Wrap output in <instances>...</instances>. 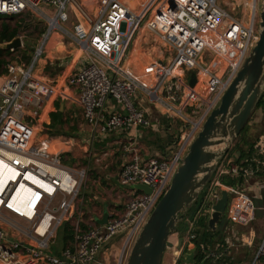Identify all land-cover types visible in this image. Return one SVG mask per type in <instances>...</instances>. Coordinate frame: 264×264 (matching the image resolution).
I'll return each instance as SVG.
<instances>
[{
    "label": "built area",
    "instance_id": "built-area-1",
    "mask_svg": "<svg viewBox=\"0 0 264 264\" xmlns=\"http://www.w3.org/2000/svg\"><path fill=\"white\" fill-rule=\"evenodd\" d=\"M220 1L0 0V16L35 13L47 25L31 62H8L0 76V264H92L104 245L123 234L121 264L124 252L168 190L206 118L218 107L259 40L263 0H225V8ZM142 4L147 8L140 15L137 10ZM53 33L71 41L82 65L51 81L41 78L36 66L45 57ZM147 34L154 37L151 44L158 54L155 65L159 69L137 74L126 62L133 50L147 47ZM190 74L196 81L193 87L189 86ZM137 97L167 119L178 121L179 135L158 159L145 160L135 145L127 146L118 184L126 189L143 185L151 193L131 190L133 194L121 213L109 215L104 225L82 228V214L72 220L78 214L76 203L87 171L70 163L73 140L38 136L49 125L55 104L65 101L81 109L95 136L149 129L151 121L136 106ZM109 102L117 110L107 109ZM248 163L255 166L242 169L233 157L220 162L182 220L186 230H176L171 236V247L165 252L170 254L168 264L184 262L192 245L195 254L207 259L218 261L222 257L199 242L200 223L207 224L220 190L229 194L225 212L228 225L248 226L254 221L249 196L221 181L240 173L252 176L259 166L264 167V133ZM208 198L213 202L205 206ZM68 221L74 232L73 249L61 246L53 250L58 231ZM262 255L264 237L252 264H258Z\"/></svg>",
    "mask_w": 264,
    "mask_h": 264
},
{
    "label": "water",
    "instance_id": "water-1",
    "mask_svg": "<svg viewBox=\"0 0 264 264\" xmlns=\"http://www.w3.org/2000/svg\"><path fill=\"white\" fill-rule=\"evenodd\" d=\"M259 19V40L221 97L218 107L210 112L189 146L168 190L135 238L126 264H162L167 248L171 247L169 238L176 233L178 222L182 221L193 207L253 115L264 94V0ZM22 46L21 39L16 37L4 44L3 48L14 51ZM195 83L194 74H190L189 86L193 87ZM61 109L63 103L60 104ZM238 156L239 153H236L235 157ZM129 190L146 195L151 193V190L143 185L131 186ZM228 200L227 190H220L219 199L212 206L213 212L207 220V227L211 231L222 233L227 227L225 212ZM107 218V214L103 215L97 222L98 225H104ZM180 245L181 240L178 247ZM195 251L194 245L188 248L184 259L186 264L195 263Z\"/></svg>",
    "mask_w": 264,
    "mask_h": 264
},
{
    "label": "crops",
    "instance_id": "crops-1",
    "mask_svg": "<svg viewBox=\"0 0 264 264\" xmlns=\"http://www.w3.org/2000/svg\"><path fill=\"white\" fill-rule=\"evenodd\" d=\"M137 13L142 15L139 10H137ZM54 36H56V39L57 36L59 37V35L53 33L49 36L47 43H49ZM58 39L59 41H61L60 44L63 45L60 37ZM140 48H143L142 52H145V47ZM140 48L137 50H133L130 56L127 58V65H131V70L137 74L142 73L141 67L137 65V67L139 68V70H137L134 69L133 66L134 64H136L135 57H137L135 51H140ZM75 55L78 56L77 60H80L76 61V63L79 62L80 64L77 65L78 67L74 69L70 67L72 69L69 70V74L73 71L78 70L82 65V60L80 59L78 53H75ZM75 55L73 56L74 61L77 57ZM46 57L47 56L45 54V57H42L39 60L36 70L39 69L41 60H45ZM59 77H64V74ZM135 103L138 108H141L145 111L147 117L151 121V128L131 130L129 132H115L108 135L95 136V133H92L90 128L85 123V125L80 124L78 126L79 129H75V136L70 137V139L73 140L72 150L75 152L76 156L84 155L88 152L93 153V149L95 146H98L101 149L105 150V152L100 156L99 159H97V161H99L98 163H100V161L102 163L105 160L107 161H105L104 168L109 167L110 173L106 176V179L113 178L115 185L119 190L114 194V196L106 192L102 194H94L92 192H89V202H91V206L88 209V212L82 214L83 216L81 219V226H84V228L98 225L97 222L100 221L105 214L109 216L111 214H118L123 211V205L122 203H120V199L122 197L129 198L130 193H122L121 191L131 190L120 186L118 184L117 177L122 164H124L125 160L127 159V153L124 150L127 146L135 145L136 149L145 160L152 158L158 159L171 148L174 140H176L179 135L178 121L167 119V117L163 115L162 112L154 110L150 105L141 100L139 97L136 98ZM59 104H61V102ZM74 109H78L80 114L77 115ZM107 109L115 111L117 110V107L114 105V103L109 102L107 104ZM60 111L65 112L68 122L69 120H76L79 115L81 119H83L81 109L73 102H63V109H61ZM176 124L178 125V129H175ZM248 126H251L250 132L252 131L253 127V131H255V129L257 128L258 131L261 130L259 136L264 133V107L259 108L254 112L250 122L248 123ZM174 130L176 131L175 134H173ZM56 137L60 136L57 135ZM235 164L242 169H248L250 165L252 166V168L255 166L254 164L249 165L247 157H244L241 162ZM224 178L235 181V185L230 187L239 189L249 196L254 208V218H258V220L262 221L264 224V167L259 166L257 172L252 176H244L240 173L237 176H227ZM250 225L251 223L248 226L229 224L227 225L225 230L220 233L218 231H211L206 224L207 229L215 233L216 239L221 238L222 242H225V244L222 242L209 243L206 241H202V237L203 240L206 238V231L201 228L199 230V242H203L209 252L222 254V257L218 261H214V259L211 258V264H252L264 237V225L260 224L261 229L257 231V235L255 234V231L250 228ZM259 239L260 241L258 242ZM245 240H248V245L245 244ZM195 244L197 245V243ZM121 246L122 242L120 244L118 241L112 239L109 243L103 246L95 262H93L92 264H108L109 258L112 256L114 257L120 250Z\"/></svg>",
    "mask_w": 264,
    "mask_h": 264
},
{
    "label": "rangeland",
    "instance_id": "rangeland-1",
    "mask_svg": "<svg viewBox=\"0 0 264 264\" xmlns=\"http://www.w3.org/2000/svg\"><path fill=\"white\" fill-rule=\"evenodd\" d=\"M237 2H240V0H236ZM225 0H221L219 5L222 6L223 8H225ZM42 9H45V11L51 15V11L48 10L47 8H45L44 6H41ZM236 11H238V9H236ZM18 21H20V35L19 38L21 39V42L23 44V46L21 48H19V50H22L25 48L26 44H30V46L33 47V53H32V59L35 56V51L36 49L39 47L42 39H43V34L46 33L47 31V25L46 23L41 19V17H39V15H36L35 13H23L21 16H19L17 18ZM144 22L140 23V27L141 29L143 28ZM67 27H70V24L67 25ZM44 29V33L39 36L38 35V31H41ZM149 37L147 39V47L146 45L145 47V52H142V49L138 52L135 51V54H137L136 58V64H134L133 68L139 70V68L137 67V65H139L141 67V70L144 72L146 70L145 69H150L153 72H157V66L155 65V62L158 59V54L155 52L154 49H152V46H154V41H152L154 39L153 36L147 34ZM146 36V35H145ZM60 37V36H59ZM57 36H54L49 43H47L45 51H46V59L41 60L40 64H39V69H37V74L41 77V78H45L47 80H55L57 79V77L61 76L64 74V76L69 75V70H71L72 68H77L80 63L76 61H80L77 60L78 56L75 55V53L79 52L77 51V49H74V45H71V41L67 38H61L62 40V44H60L61 41H59V38ZM151 45V46H150ZM1 47H3V45H1ZM77 56L76 60H73V56ZM12 60L10 62H14L18 65H25L26 63L24 62V60L22 59V52L21 53H17L15 54L12 58ZM76 63V64H75ZM127 65V62H126ZM128 66V65H127ZM147 66V67H146ZM72 67V68H70ZM130 70H131V65L129 66ZM37 68V66H36ZM75 113L80 114L78 109H74ZM124 114V112H123ZM255 118V116H254ZM69 124L67 126L64 127L63 129V133L58 135L60 137L63 138H70L72 136H75V129H79L78 126L80 124L85 125V122L83 121V119H81L80 115L77 117L76 120H69ZM253 125V124H252ZM175 129H178V125L176 124ZM248 133H247V141L248 142H256L257 138L259 136V134L261 133V130L258 131V128L255 129V131L250 132L251 126H248ZM175 130L174 133L175 134ZM46 136L49 139H54L57 138V135H50V132H47V129L45 128V126L43 127V130L40 132L39 136ZM105 152V150L101 149L98 146H95L93 149V153L92 152H88L87 154L84 155H80V156H76L75 152L73 150H71V154L68 156L71 159V164L75 167L78 168H86L87 171V180H85L84 184L81 187V192H80V196L79 199L76 203L77 206V212L78 214L74 215V220H78V215L79 214H84L85 212H88V209L91 206V202H89V192H92L94 194H102L104 192L109 193L110 195L112 194L114 196V194L116 192H118L119 190L117 189L115 182L113 180V178L110 179H106V176L110 173V168H104L105 167V161H103V163L100 161V163H98L99 161H97V159L100 158V156ZM107 162V161H106ZM121 191V190H120ZM122 193H130L131 191H121ZM87 193V194H86ZM133 192H131L129 194V198L132 196ZM129 198H125L122 197L120 199V203H122L123 205V210L125 208L126 203L128 202ZM213 201L211 200V198L208 199H204V205L207 206L209 204H211ZM122 212V211H121ZM120 212V213H121ZM117 214V213H115ZM260 224L264 225L262 221L258 220V218H254V221L251 222L250 228L252 230L255 231V234L257 235V231H259L261 229ZM177 230L178 232H184L186 230L185 226H184V222L180 221L177 224ZM124 238L123 234H120L118 236H116L113 240L118 241L120 244L122 242ZM260 241V239L258 240V242ZM61 234H60V230L58 231L57 234V238L55 241V244L53 245V250H55L57 247H61ZM123 246V244H122ZM122 246L120 247V250L116 253V255L113 257L109 258V263L108 264H119V257L121 255L122 252ZM130 248H127L126 251L124 252L123 258H122V262L121 264H126L128 255H129V251ZM255 252V250H254ZM170 259V254L169 253H165L164 254V258H163V262L162 264H166L169 262Z\"/></svg>",
    "mask_w": 264,
    "mask_h": 264
},
{
    "label": "trees",
    "instance_id": "trees-1",
    "mask_svg": "<svg viewBox=\"0 0 264 264\" xmlns=\"http://www.w3.org/2000/svg\"><path fill=\"white\" fill-rule=\"evenodd\" d=\"M141 5L138 10L143 13L147 8L146 6ZM145 8V9H144ZM21 16H0V76L5 73V67L8 62H10L12 57L22 52V59L26 64H29L32 60L33 47L30 44H26L25 48L22 50L16 49L14 51L5 50L1 45L11 42L14 38L19 37L20 35V21L17 18ZM44 33V29L38 31V35L41 36ZM264 107V94L262 95L256 109ZM254 111V112H255ZM254 114V113H253ZM253 116V115H252ZM251 116V118H252ZM250 118V120H251ZM249 120V122H250ZM248 122V123H249ZM69 124L68 119L66 118L65 112L60 111V104H55V110L50 114V124L46 126L47 132H50V135H60L63 133L65 126ZM248 124L243 128L238 138L234 142L233 146L228 150L224 159L233 157L235 158V163L241 162L244 157H247L248 161L254 156V145L256 142L247 141L248 133ZM235 153H239L238 158L235 157ZM222 185L230 187L235 185V181H232L228 178H223L221 181ZM200 227L206 231L205 239L202 241L206 242H222V239H216L215 233L207 229L204 221H201ZM84 228V226H82ZM61 234V245L64 248H70L71 250L74 247V232L71 222L68 221L60 229ZM212 235V236H211ZM204 236V235H203ZM216 239V240H215ZM225 244V242H222ZM205 257L202 256L199 252L195 254V263L194 264H211L210 259L205 260ZM204 261V262H203ZM176 264H186L182 260H179ZM219 264V263H218ZM258 264H264V255L259 257Z\"/></svg>",
    "mask_w": 264,
    "mask_h": 264
},
{
    "label": "bare ground",
    "instance_id": "bare-ground-1",
    "mask_svg": "<svg viewBox=\"0 0 264 264\" xmlns=\"http://www.w3.org/2000/svg\"><path fill=\"white\" fill-rule=\"evenodd\" d=\"M171 239H172V237L169 238V240H171Z\"/></svg>",
    "mask_w": 264,
    "mask_h": 264
},
{
    "label": "snow or ice",
    "instance_id": "snow-or-ice-1",
    "mask_svg": "<svg viewBox=\"0 0 264 264\" xmlns=\"http://www.w3.org/2000/svg\"><path fill=\"white\" fill-rule=\"evenodd\" d=\"M10 206V205H9Z\"/></svg>",
    "mask_w": 264,
    "mask_h": 264
}]
</instances>
